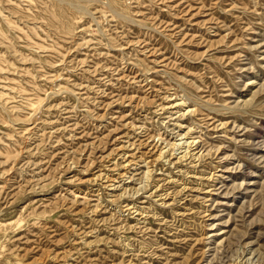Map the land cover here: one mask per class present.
I'll use <instances>...</instances> for the list:
<instances>
[{"label": "rangeland", "instance_id": "rangeland-1", "mask_svg": "<svg viewBox=\"0 0 264 264\" xmlns=\"http://www.w3.org/2000/svg\"><path fill=\"white\" fill-rule=\"evenodd\" d=\"M0 264H264V0H0Z\"/></svg>", "mask_w": 264, "mask_h": 264}]
</instances>
